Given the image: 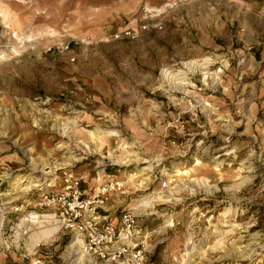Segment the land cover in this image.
<instances>
[{
    "label": "rangeland",
    "instance_id": "rangeland-1",
    "mask_svg": "<svg viewBox=\"0 0 264 264\" xmlns=\"http://www.w3.org/2000/svg\"><path fill=\"white\" fill-rule=\"evenodd\" d=\"M0 17V76L44 142L0 172V264H133L44 203L75 175L122 181L99 213L136 212L149 264H264V0H0Z\"/></svg>",
    "mask_w": 264,
    "mask_h": 264
},
{
    "label": "built area",
    "instance_id": "built-area-1",
    "mask_svg": "<svg viewBox=\"0 0 264 264\" xmlns=\"http://www.w3.org/2000/svg\"><path fill=\"white\" fill-rule=\"evenodd\" d=\"M126 33L137 34L134 30H126ZM82 179V175L65 178L59 189L44 195V203L54 207V214L66 230L82 234L87 249L101 258L115 259L122 255L133 264H149L143 249L131 245L137 230L136 212L132 208H122L115 220L99 213L110 194L120 189L122 181L114 176L103 178L93 191L86 192L81 187ZM96 179L100 180V176Z\"/></svg>",
    "mask_w": 264,
    "mask_h": 264
},
{
    "label": "crops",
    "instance_id": "crops-1",
    "mask_svg": "<svg viewBox=\"0 0 264 264\" xmlns=\"http://www.w3.org/2000/svg\"><path fill=\"white\" fill-rule=\"evenodd\" d=\"M8 7L15 14V8ZM3 71L1 68L0 73ZM28 105V98L14 90L13 82L0 76V172L19 171L27 164L34 166L38 153L44 148L43 140L38 137V133L34 134L35 130L28 124L31 114ZM23 116L27 119L25 126ZM83 181L81 186L86 190L82 185Z\"/></svg>",
    "mask_w": 264,
    "mask_h": 264
}]
</instances>
